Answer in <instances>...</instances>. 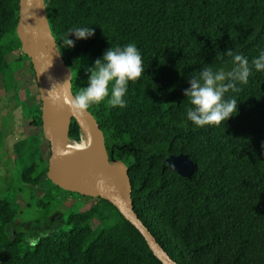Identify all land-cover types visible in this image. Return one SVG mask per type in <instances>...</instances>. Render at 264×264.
<instances>
[{
  "label": "trees",
  "instance_id": "obj_1",
  "mask_svg": "<svg viewBox=\"0 0 264 264\" xmlns=\"http://www.w3.org/2000/svg\"><path fill=\"white\" fill-rule=\"evenodd\" d=\"M44 5L71 70L74 95L87 86L86 69L108 47L135 42L141 51L145 72L129 82L127 106L102 102L87 110L103 132L109 160L128 170L134 211L170 257L180 264H264V71L251 64L264 51V0H44ZM18 9L19 0H0V76L6 91L17 89L15 72L25 61L34 76L39 102L27 114L35 131L16 140L13 151L24 163L23 187L36 196L40 221L47 223L31 240L23 230L10 236L18 208L0 196V264H163L141 232L102 197L91 196L89 208L70 211L64 227L48 228L53 195L34 189L44 181L62 188L46 175L50 153H43L48 140L42 104L32 62L16 34ZM74 25L95 31L87 39L69 34L74 46L65 47L62 40ZM229 48L247 56L252 68L246 84L237 82L238 90L225 94L237 97L238 111L224 124L198 127L186 117L187 78L205 66L230 70ZM14 51L16 57L8 59ZM80 133L71 117L68 137L79 140ZM179 153L196 165L189 176L167 164L169 155Z\"/></svg>",
  "mask_w": 264,
  "mask_h": 264
},
{
  "label": "water",
  "instance_id": "obj_2",
  "mask_svg": "<svg viewBox=\"0 0 264 264\" xmlns=\"http://www.w3.org/2000/svg\"><path fill=\"white\" fill-rule=\"evenodd\" d=\"M16 34L21 42V50L32 62L38 85L42 104L43 132L50 145L47 177L64 190L109 200L125 219L141 232L153 253L163 264H180L170 257L134 211L128 170L121 161L109 160L104 146L103 132L88 110L80 112L90 120L96 135L94 146L100 159L105 158L109 162L116 163L121 168L122 174L116 176L110 173L101 160L89 167L82 175L72 174L65 168V142L67 139H72L68 137L71 117L78 121L81 133L82 124L75 114L70 113L71 101L74 97L71 89V70L62 59L49 28L44 0H19ZM56 97L59 99L57 100ZM166 161L171 169L183 176L191 175L196 167L184 153L171 154Z\"/></svg>",
  "mask_w": 264,
  "mask_h": 264
},
{
  "label": "clouds",
  "instance_id": "obj_3",
  "mask_svg": "<svg viewBox=\"0 0 264 264\" xmlns=\"http://www.w3.org/2000/svg\"><path fill=\"white\" fill-rule=\"evenodd\" d=\"M94 31L88 25H74L68 29L66 40L62 42L65 47H72L74 40L68 38L69 34L76 39H87ZM225 53L232 61L230 70L205 66L196 75L187 78L189 87L184 90V96L190 106L187 107L186 117L198 127L224 124L238 111L237 97L226 98L225 94L229 90H238L237 82L246 84L252 68L243 53L231 48L225 50ZM251 64L256 70L264 71V51L254 57ZM143 65L141 51L135 42L108 47L101 57L94 60L92 67L86 69L90 73L87 86L75 93L71 101L72 108L82 111L102 102L110 107H126L129 82L136 81L145 72Z\"/></svg>",
  "mask_w": 264,
  "mask_h": 264
},
{
  "label": "rangeland",
  "instance_id": "obj_4",
  "mask_svg": "<svg viewBox=\"0 0 264 264\" xmlns=\"http://www.w3.org/2000/svg\"><path fill=\"white\" fill-rule=\"evenodd\" d=\"M17 53V51L10 53L8 59L15 58ZM15 75L18 80L17 89L12 88L9 91L4 89L0 76V196H7L18 208L9 226V235L13 236L15 231L23 230L27 233L28 240H31L44 229L43 224L47 222L40 221L43 211L34 205L36 196L30 195L28 186L23 187L21 171L24 163L16 158L13 145L19 138L35 131L34 126L30 124L31 119L27 110L37 104L39 99L34 76L27 61L19 71L15 72ZM48 143L46 141L43 143L44 155L50 153ZM109 165H111L110 162ZM34 190L37 195L41 194L42 190H49L53 195L49 206L51 224L48 228L50 230L64 227L65 219L70 211L87 209L94 202L91 196L51 187L46 181ZM96 223L97 220H94L93 224Z\"/></svg>",
  "mask_w": 264,
  "mask_h": 264
},
{
  "label": "bare ground",
  "instance_id": "obj_5",
  "mask_svg": "<svg viewBox=\"0 0 264 264\" xmlns=\"http://www.w3.org/2000/svg\"><path fill=\"white\" fill-rule=\"evenodd\" d=\"M72 114H75L81 121L82 133L80 140L67 139L65 142V157L64 166L72 174L82 175L87 169L99 162L100 156L95 149L96 135L92 129L90 120L87 119L84 113L74 110H70ZM109 170L110 173L121 176L122 170L116 163H111L105 158H102L101 163Z\"/></svg>",
  "mask_w": 264,
  "mask_h": 264
}]
</instances>
